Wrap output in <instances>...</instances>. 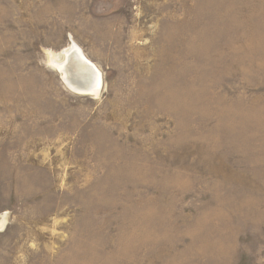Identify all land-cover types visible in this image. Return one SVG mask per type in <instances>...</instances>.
I'll use <instances>...</instances> for the list:
<instances>
[{"label": "rangeland", "instance_id": "rangeland-1", "mask_svg": "<svg viewBox=\"0 0 264 264\" xmlns=\"http://www.w3.org/2000/svg\"><path fill=\"white\" fill-rule=\"evenodd\" d=\"M0 264H264V0H0Z\"/></svg>", "mask_w": 264, "mask_h": 264}, {"label": "bare ground", "instance_id": "bare-ground-1", "mask_svg": "<svg viewBox=\"0 0 264 264\" xmlns=\"http://www.w3.org/2000/svg\"><path fill=\"white\" fill-rule=\"evenodd\" d=\"M69 47L63 50L64 62L53 59L51 63L61 71L62 78L69 87L82 93L97 94L101 87L100 71L75 44Z\"/></svg>", "mask_w": 264, "mask_h": 264}]
</instances>
